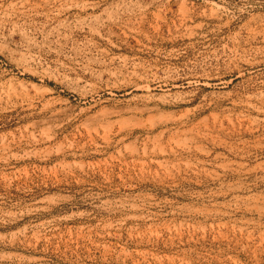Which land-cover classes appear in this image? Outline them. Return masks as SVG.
<instances>
[{
  "label": "rangeland",
  "instance_id": "rangeland-1",
  "mask_svg": "<svg viewBox=\"0 0 264 264\" xmlns=\"http://www.w3.org/2000/svg\"><path fill=\"white\" fill-rule=\"evenodd\" d=\"M0 264H264V0H0Z\"/></svg>",
  "mask_w": 264,
  "mask_h": 264
},
{
  "label": "bare ground",
  "instance_id": "bare-ground-1",
  "mask_svg": "<svg viewBox=\"0 0 264 264\" xmlns=\"http://www.w3.org/2000/svg\"><path fill=\"white\" fill-rule=\"evenodd\" d=\"M145 107H146V106H145ZM141 108H142V107H141ZM146 108H147V107H146ZM148 109H149V108H147V109H144V110H148ZM144 110H140V111H144ZM140 111H139V112H140Z\"/></svg>",
  "mask_w": 264,
  "mask_h": 264
}]
</instances>
